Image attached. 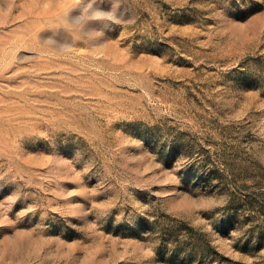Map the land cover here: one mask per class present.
<instances>
[{
  "label": "rangeland",
  "instance_id": "obj_1",
  "mask_svg": "<svg viewBox=\"0 0 264 264\" xmlns=\"http://www.w3.org/2000/svg\"><path fill=\"white\" fill-rule=\"evenodd\" d=\"M0 264H264V0H0Z\"/></svg>",
  "mask_w": 264,
  "mask_h": 264
}]
</instances>
